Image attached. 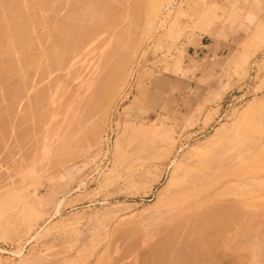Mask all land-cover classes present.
<instances>
[{"label": "rangeland", "instance_id": "1", "mask_svg": "<svg viewBox=\"0 0 264 264\" xmlns=\"http://www.w3.org/2000/svg\"><path fill=\"white\" fill-rule=\"evenodd\" d=\"M59 1L62 5L60 8L58 3L59 14H53L57 10L56 2L44 10L47 21L52 18L51 22L56 21L57 25L75 8H82L87 0ZM68 1L74 3L68 5ZM124 1L121 2L124 7L117 4L114 13L108 16L109 25L106 22L99 25V29L95 28L91 35L93 38L89 35L77 51L65 58L60 69L59 66L54 68L55 65L48 67L46 54L40 55L39 61L43 56V63L40 61L37 67L43 68L41 64L46 62L44 67H48L49 72L45 71L48 77L42 74L45 80L41 79L38 84L42 75L37 73L39 68L32 67L34 69L29 75L33 76H28L29 82L26 80L27 84H23L27 90L25 94L32 93L16 98V103L19 102L17 107L15 102L11 104L15 103L14 107H10L11 99L0 101L3 109L9 106L12 112L15 110V114L9 111L11 116L20 115L21 120L30 113L26 112L29 106L34 111L33 103L41 101L42 97L36 101L33 93L39 90L43 93L44 89L46 95L40 103L44 104H39L41 108L37 105L41 115L35 111L39 119L38 116L34 119V114L31 116L36 123L33 124L31 118L32 122L28 123L27 116L23 117L26 123L21 121L28 125L22 126V130L25 127L22 134L21 129L14 130L19 123L22 125L21 122L15 124L18 118L10 116L14 120L9 121L14 135L8 123L5 125L8 131L3 132L7 133L6 137L1 136L6 143L2 140L3 148L0 149V264H146L148 256L152 254L150 257H153V252L158 249L163 252L162 243L164 240L167 242L173 225L179 224L178 221L168 224L176 217L168 213L159 199L172 189L169 181L175 164L183 162L182 159L195 151V147L196 151L210 149L219 144L215 145L217 141L224 140L225 143L233 142L230 144L232 150L228 144H224L228 149L223 147L227 152L231 150L229 157L225 151H220L228 157L224 158L227 162L231 160L226 168L237 169L233 170L237 179L235 188L234 184L232 187L234 191L230 190V193L237 188L236 191L242 193L220 196L222 202L218 206L226 205V208L229 205L230 208L229 199L232 198L234 206L237 204L239 208H235L236 214H240L239 220L247 221L239 224L235 232L227 233L232 239H227L228 248L221 245L210 255L207 253L204 263L264 264V250L261 252L264 248V235H261L264 234V167L256 169L260 163L264 166V157L256 155L255 164L251 165V158L258 154L254 151L261 152L264 146V0ZM41 13L45 14L43 10ZM60 14L61 17L66 16L65 19L58 17ZM52 23L54 27L50 29H55ZM41 30L43 27L38 25L35 33ZM45 37L49 39L42 40L43 49L49 48L53 38ZM116 38L123 39L120 43L124 46L119 44L115 47ZM41 46L39 43L34 47L41 50ZM38 74L37 81L35 76ZM101 78H107L104 84ZM48 79L52 80L51 83ZM19 93L21 96L22 91ZM25 98L30 99L27 102ZM24 99L26 102H22ZM22 103L26 105L21 106ZM23 110L25 115H21ZM236 132L242 134L241 137ZM228 136L232 139L227 140ZM242 151L247 152H244L245 160L239 158ZM240 159L242 163H238ZM246 166L259 173H252ZM238 176L243 178L239 180ZM247 179L252 180L246 184ZM253 181L257 183L254 185ZM255 186H259V190H254ZM248 187L254 191L249 192ZM249 198L250 201H246ZM191 220L185 221L184 218V223L190 225ZM246 223L250 228L256 223L259 225L250 229L248 225L245 227ZM244 228L250 229V233H243ZM172 230L177 231L174 227ZM181 230L179 228L178 231L184 232L183 237L171 232L175 239H169L163 252H168L169 256L166 254L167 257L164 255L162 259V254V257L155 258L157 261L161 258V262L166 258L167 261L160 264H173L170 263L172 253L177 255L179 246L189 253L191 245L195 253L187 255L192 253L191 257L196 262L194 256L198 254L200 243L186 240L184 236L189 230ZM253 230L256 236H253ZM242 233L245 237L251 235L250 242L249 238L241 237L244 236ZM237 235L243 238L237 239L247 241L239 240L247 247L237 243L239 241L234 238ZM252 236L254 241H251ZM231 243L238 244L235 250ZM249 246L253 250H248ZM256 247L259 251H254ZM153 248L158 249L153 251ZM182 248L179 251L183 253ZM200 250L203 251L202 248ZM182 253L178 252L179 256ZM187 255L184 253L185 257ZM255 256L258 257L257 262L254 261ZM143 257L148 258L143 260ZM156 260L151 261L158 264Z\"/></svg>", "mask_w": 264, "mask_h": 264}, {"label": "bare ground", "instance_id": "2", "mask_svg": "<svg viewBox=\"0 0 264 264\" xmlns=\"http://www.w3.org/2000/svg\"><path fill=\"white\" fill-rule=\"evenodd\" d=\"M73 1H76V0H73ZM84 1V0H83ZM120 1V3H118ZM152 1H154V0H152ZM56 2V3H55ZM122 0H87V1H85V5H84V2H83V7L82 6H80V7H82V8H79V10H76L77 8H75V10H73L72 12H71V14H69L68 12H66V13H68L69 15V18H68V16L66 17V16H64V17H66V19L64 18V17H61L62 15L60 14V16H58V17H61V18H64L65 20H63L62 19V22H58V25H57V23H55V22H53L54 24H55V29H52L54 26L53 25H51V21H53L52 20V18L50 19V21H47V18H46V12L44 11L46 8L48 9L49 8V6H52V5H54V3H55V9H57L56 10V12L58 11L59 12V10H58V8L60 7H57L58 6V3L61 5V3H60V1L59 0H0V101L1 100H5V102L7 101V100H9V99H11L12 101H10V107L11 106H13L14 107V104L16 103V98H18V97H24L25 95H27V94H25V93H27V90H25L24 88H23V86L24 85H26L27 83H26V80L29 78L28 76H31V75H29V72H30V70L31 69H34V68H32V67H36V68H39V67H37V65L39 66L40 64H38L40 61L43 63V60H42V58H44L43 56L41 57V60L39 61V58H40V55H42V54H46V56H45V60L48 62V67H50V68H53L54 67V65H55V67L54 68H56V66H59V69H60V64L62 65V64H64L63 63V61L65 60V58H67L68 59V57H69V54L72 52L73 53V51L75 50V51H77V48L78 47H80V45H81V43L85 40V39H87L88 38V36L90 35H92L93 36V34L94 33H92L93 32V30L96 28V30H97V28L99 29V25H103V24H105L107 21H109L107 18H108V16L110 15V13L112 12V13H114L113 12V9L115 8V7H117L118 5L117 4H119V6L121 7L122 6ZM123 2L125 3V1L123 0ZM70 3H74V2H69L68 1V5H70ZM78 3V2H77ZM123 3V4H124ZM152 3V2H151ZM121 4V5H120ZM133 4V3H132ZM67 5V6H68ZM73 5H76V3L75 4H73ZM54 6H53V8H54ZM64 7H66V5L64 6ZM68 7H70V6H68ZM75 7V6H74ZM122 7H124V6H122ZM27 8H28V10H27ZM53 8L51 9V10H53ZM60 8H62V5H61V7ZM59 8V9H60ZM67 8V7H66ZM137 8V7H136ZM47 9H46V11H47ZM54 9V10H55ZM29 10H31V11H29ZM42 10H43V12L45 13V14H42L41 12H42ZM53 10V11H54ZM65 10V9H64ZM128 10V9H127ZM133 10V9H132ZM140 10V9H139ZM53 11H52V13H53ZM135 11H137L136 9H135ZM55 12V13H56ZM53 13L54 15H57V14H59V13ZM48 13H50V14H52L51 12H48ZM48 13H47V15H48ZM135 13V12H134ZM130 14V13H129ZM67 15V14H66ZM111 16H113V15H111ZM52 17H53V15H52ZM55 17V16H54ZM110 17V16H109ZM49 18V17H48ZM135 18V17H134ZM58 20H61L60 18L58 19ZM133 21V20H132ZM137 21V20H136ZM135 21V22H136ZM49 22H51V23H49ZM52 23V24H53ZM110 23V22H109ZM112 23V22H111ZM50 24V25H49ZM42 26L43 27V30H41L39 33H35V28H36V26ZM96 25H98V27L96 26ZM106 25H109L108 24V22H107V24ZM51 26H53L51 29H50V27ZM101 27H103V26H101ZM107 28H108V26H107ZM106 28V29H107ZM53 30V31H52ZM105 30V29H104ZM103 30V31H104ZM94 32H96V31H94ZM123 33V32H122ZM121 33V34H122ZM96 34V33H95ZM121 34H119V35H121ZM45 36H50V38L51 37H53V38H51V45H48V47L49 48H47V49H43L42 47L43 46H41V43L43 44V42H45V39H47L48 37H45ZM91 36V37H92ZM116 37H118L117 35H116ZM120 37V36H119ZM118 37V38H119ZM93 38V37H92ZM44 39V41L42 42V40ZM49 39V38H48ZM115 39V38H114ZM117 39V38H116ZM120 39V38H119ZM118 40V39H117ZM122 40L123 39H121V41L120 40H118L117 41V43H116V41H115V47H117L116 45H118L119 46V44H121L120 42H122ZM48 41H46V43H47ZM124 42V41H123ZM39 43H40V46H41V48L43 49H41L40 50V48H37V50H36V47H34L36 44H38L39 45ZM84 43V42H83ZM82 43V44H83ZM125 43V42H124ZM47 44H50L49 42L47 43ZM47 44L45 45V48H46V46H47ZM122 46H124V44L122 43L121 44ZM120 45V46H121ZM121 46V47H122ZM39 47V46H38ZM81 50V49H80ZM74 51V52H75ZM71 56V55H70ZM66 59V60H67ZM49 60H50V62H49ZM68 61V60H67ZM44 63V64H45ZM44 64H41L42 65V67L43 68H39L38 70L39 71H37V73L39 72V74H43V75H45V77L47 76V74H45V71H47L48 69V67H44ZM49 64H50V66H49ZM52 64V65H51ZM121 64H123V63H121ZM35 65V66H34ZM53 66V67H52ZM64 67H65V65H63ZM74 66V65H73ZM58 68V67H57ZM41 69H43V70H41ZM45 69V70H44ZM58 69V70H59ZM63 69V68H62ZM61 69V70H62ZM35 71V70H34ZM40 71H42V72H40ZM55 71V70H54ZM47 72H49V70L47 71ZM56 72H58V71H56ZM73 72V71H72ZM31 73H33V72H31ZM30 73V74H31ZM36 75L35 77H37V78H35V79H37V81H38V77H40V75ZM68 74V73H67ZM73 74V73H72ZM43 75L41 76V77H43ZM33 76V75H32ZM31 76V77H32ZM52 76H54V75H52ZM70 76V75H69ZM30 77V78H31ZM40 77V79H39V83L38 84H40V80L41 79H44L45 77H43V78H41ZM48 77V76H47ZM76 77V76H75ZM77 78V77H76ZM52 79V78H51ZM104 79L105 78H103V80H102V78L100 79V80H102L101 81V83L104 81ZM107 79V78H106ZM105 79V80H106ZM28 80H30V79H28ZM27 80V81H28ZM45 80V79H44ZM47 81H49V79L47 80ZM50 81H52V80H50ZM49 81V82H50ZM29 82V81H28ZM30 82H32V79H31V81ZM34 82V81H33ZM42 82H43V80H42ZM45 82V81H44ZM105 82V81H104ZM104 82H103V84H104ZM24 83H26V84H24ZM51 83V82H50ZM98 83H99V81H98ZM24 84V85H23ZM28 85H30V83L28 84ZM36 85V84H35ZM50 85V84H49ZM100 86H102V84H100ZM104 86V85H103ZM36 87V86H35ZM34 87V88H35ZM38 87V86H37ZM42 87V86H41ZM22 88V89H21ZM27 88H29L28 86H27ZM44 88V87H43ZM46 88H47V86H46ZM101 88V87H100ZM23 89H24V91H26V92H24L23 91ZM33 89V88H32ZM36 89V88H35ZM34 89V90H35ZM38 89H39V87H38ZM48 89V88H47ZM29 90V89H28ZM20 91H22V93H24V94H22L21 93V96H20ZM30 91H33V90H30ZM38 91V90H37ZM43 91V93L42 92H40V90L38 91V92H40L39 93V95L35 92V93H33L36 97H37V99H36V101L38 100V98H40V97H42L41 98V101H42V99H44V97L46 96L45 94H44V89L42 90ZM49 91V90H48ZM32 92H30V94H31ZM47 93V92H46ZM19 94V95H18ZM30 94H29V92H28V95L27 96H30ZM40 94H42V95H40ZM22 95H24V96H22ZM47 95H48V93H47ZM34 97V96H33ZM33 97H31V98H33ZM14 99V100H13ZM26 99V98H25ZM25 99H24V101H22V102H28V99H30V98H27L26 99V101H25ZM21 100H23V99H21ZM32 100V99H31ZM40 100V99H39ZM19 101V100H18ZM41 101H38V102H36V104H34L33 103V107H35V108H33L34 109V111L32 110H30V106H29V110L27 109L26 110V112L28 111V112H30L29 114H27V115H25V113H24V111L25 110H23V113H21V115H25V116H27V117H25V116H23V117H25V118H27L26 119V121L29 123H31L32 121H33V124L34 123H36V122H34V119H36L37 118V116L38 115H36V114H38V113H36V112H39V111H37V109L38 110H40V105H43V104H40L41 103ZM45 101V100H44ZM13 102H15L13 105H11ZM43 102V101H42ZM46 103V102H45ZM6 104V103H5ZM8 104V105H9ZM17 104H19V102L18 103H16V105H15V107H17L18 105ZM25 103H22L21 104V106L22 105H24ZM28 104V103H27ZM40 104V105H39ZM7 105V104H6ZM26 105V104H25ZM37 105H39V107L37 108ZM20 106V107H21ZM4 107V106H3ZM7 107V106H6ZM12 107V108H13ZM11 108V109H12ZM23 108H25V106L23 107ZM22 107H21V109H23ZM13 110V109H12ZM20 110V109H19ZM12 112L11 110H10V108H9V106H8V108H6V109H3L2 108V106H0V133H1V130H3V127H4V130L2 131V133L7 129H5V125L6 124H8L9 123V121H10V119H11V121L13 122L14 120H12V118L11 117H13L14 118V115L13 116H11V114L13 113V112H15V110H13V112L10 114V112ZM36 111V112H35ZM8 112H9V114H8ZM27 112V113H28ZM19 113V112H18ZM43 113V112H42ZM8 114V118H6V116L5 115H7ZM13 114H15V113H13ZM32 114H34V119L31 117V116H33ZM39 114H40V112H39ZM41 115V114H40ZM5 116V117H4ZM11 116V117H10ZM19 117H20V115H18ZM30 116V117H29ZM19 117H17V116H15V118L14 119H17L16 120V122H14L15 124L19 121V122H21V124L22 125H20V123L18 124L19 126H16L15 127V125H14V123H13V125H14V127H15V129L14 130H16V129H21V128H23L22 126H25V123H26V121H25V118H24V120H22L23 119V117H21V120L22 121H24V122H22L20 119H19ZM41 117V116H40ZM32 119V121H31V119ZM9 119V120H8ZM37 119H39V116H38V118ZM7 121L8 120V122H4V121ZM35 121H40V120H35ZM4 122V123H3ZM12 122H10L9 123V130H11L12 128H11V126H12ZM24 123V124H23ZM237 124V123H236ZM3 125V126H2ZM11 125V126H10ZM28 125V124H27ZM26 125V126H27ZM25 126V127H26ZM32 126V125H31ZM18 127V128H17ZM20 127V128H19ZM25 127H24V129L23 130H25ZM29 127V126H28ZM233 127V126H232ZM239 127V126H238ZM237 127V128H238ZM241 127V126H240ZM236 128V129H237ZM243 128V127H242ZM30 129V128H29ZM247 129V128H246ZM22 129H21V133L23 134L25 131H23ZM225 130V129H224ZM224 130H222V133H223V131ZM228 130V129H227ZM244 130V129H243ZM248 130V129H247ZM246 130V131H247ZM6 131H8V129L6 130ZM28 131V130H27ZM229 131V130H228ZM245 131V132H246ZM10 132H14V131H10ZM225 132V131H224ZM230 132V131H229ZM234 132H235V130H234ZM233 132V133H234ZM245 132H243V133H245ZM249 132V131H248ZM1 133V134H2ZM20 133V134H21ZM219 133V132H218ZM220 133H221V130H220ZM226 133V132H225ZM236 133H238L239 134V132H236ZM240 133H241V131H240ZM247 133V132H246ZM0 134V137L2 136V137H6L5 136V134H7V133H3V135H1ZM8 134H9V132H8ZM19 134V133H18ZM21 134V135H22ZM227 135H228V133H226ZM225 134V135H226ZM238 134H236V135H238ZM248 134V133H247ZM251 134V133H250ZM12 135H14V133L12 134ZM16 135V134H15ZM222 135V134H221ZM240 135V134H239ZM242 135V134H241ZM241 135L239 136V137H241ZM218 136H220V135H218ZM248 136V135H247ZM247 136H243V137H247ZM0 138L1 140H0V143H1V145H0V149L1 148H3V147H1V146H3V141L2 140H4V142L6 143V140L4 139V138ZM18 137H20V135L19 136H17V138ZM221 137V136H220ZM223 137V136H222ZM226 137V136H225ZM238 137V136H237ZM9 138V137H8ZM218 139H219V137H217ZM216 138V139H217ZM224 138V137H223ZM228 138V139H227ZM226 139L227 140H231L232 139V137H230L231 139H229V136L227 137ZM235 138V137H234ZM8 140V139H7ZM11 140V139H10ZM213 140H214V138H213ZM223 140V139H222ZM2 141V142H1ZM212 141V140H211ZM225 141V140H224ZM216 142L215 143V145L217 144V143H219L216 147L215 146H211V148L209 149V147H207L206 149H203V150H198V151H196V147L194 148L195 149V151L193 150V151H191L192 153H190L189 152V156L187 155V158L185 159H182V160H184L183 162L181 161V162H179V161H177V162H179V163H176L175 164V167H174V171H173V175H171V180L169 181L170 182V186H172V189L171 190H169V193H167V194H164L163 196H162V198H159L160 199V204L168 211V213H171L174 217H176V219L174 220V218L172 219L173 221H172V223H171V221H170V223H168V224H174V223H177V221L179 222V224L177 223V224H175L176 225V227H175V225H173V227H174V229H176L177 231L179 230V228H180V230H181V228H182V230L181 231H185V229H187V230H189L188 231V233L187 234H185L186 236H184V237H187V239L186 240H188V239H191V241L193 240V241H195V242H197L198 244L200 243V248L199 247H195V248H199V251H197V253L198 254H194L195 256L194 257H196L197 259H196V262L195 261H193V259H192V257H193V252H194V247H192L193 245H191V246H189V248L188 247H186V248H188L189 249V253L190 252H192L191 253V255H192V257H191V255H187V254H189V253H187L186 251H184V250H186V249H183L182 248V246H179L178 247V249L176 250L177 251V255H178V257H177V255L175 254V252L174 253H172L174 256H175V258L176 259H172V258H174L173 257V255L170 257L171 258V261L170 260H168V261H170V263L172 262L173 264H175L176 263V261H178V260H181V261H178L180 264H205L206 263V261H205V255H207V253H208V255H210L209 253L210 252H212L213 253V250L214 249H216L217 247H219V246H223L224 247V245H225V248L227 247H229V245H228V240L230 239V238H228V236H227V233L228 232H230V231H232V233L233 232H235L234 230H236L237 229V227L239 226V224H243L244 222H246L247 221V219H245V220H243L242 222H241V220H239L240 219V217H238V214L239 213H237L236 214V212H237V210L236 209H239V208H237L236 207V205L234 206V201H233V199L231 198V199H229V201H230V203H228V204H230L231 206H230V208L227 206L226 208H225V206H224V208H222L221 206L219 207L218 206V203L220 204L222 201H220L221 200V198H220V196H222V195H224L225 196V194L226 195H230L231 193V191L230 190H232V192L234 191L233 189H232V187H233V184L236 182L235 181V179H237L236 177H237V175H236V171L234 172L235 173V175H234V173H233V170H237L236 169V167H235V169H229V168H226V165H227V163L228 162H230L231 160L229 159V161L227 162V159L225 160L224 158H226L225 157V155H222V153L224 154V152H220L221 150H223V151H225V153H227L228 154V157H229V155H231V154H229V152H231V145L230 144H233V142L231 143L230 141V143H228V141H226L227 143H225V142ZM235 141V140H234ZM246 141H248V140H246ZM8 142H10V141H8ZM7 142V143H8ZM213 142V141H212ZM237 142V141H236ZM236 142H234V143H236ZM249 142V141H248ZM247 142V143H248ZM207 143V142H206ZM209 143V142H208ZM211 143V142H210ZM209 143V144H210ZM10 144V143H9ZM208 144V145H209ZM214 144V143H213ZM223 144V146H221V145ZM224 144H228V146H230V151L229 152H227L226 151V149H228V148H226V145H224ZM240 144V143H239ZM243 144V143H242ZM241 144V145H242ZM5 145V144H4ZM198 145V144H197ZM207 145V146H208ZM212 145V144H211ZM244 145V144H243ZM263 145V144H262ZM261 145V146H262ZM7 146V145H6ZM6 146H5V148H6ZM201 145H199L198 146V148L200 147ZM220 146L222 147V149L220 148ZM227 146V147H228ZM261 146H259V147H261ZM11 147V146H10ZM9 147V148H10ZM203 147H205L204 145H203ZM223 147H225V148H223ZM264 147V146H263ZM263 147H261L260 149H261V152H259L258 150L257 151H254V153H257L258 152V154H252V156L254 155L255 157H253V158H251V153H250V156H249V154H248V156L251 158V160H252V162H251V165H252V163H254L253 161H254V159L257 157L256 155H262V158L264 157L263 155H264V148ZM8 148V150H11V149H9ZM233 148V147H232ZM201 149H202V147H201ZM225 149V150H224ZM238 149V148H237ZM243 149H244V147H243ZM234 150V149H233ZM6 151H7V149H6ZM189 151V150H188ZM241 152V151H240ZM243 152V151H242ZM246 154H247V152L246 151H244ZM244 152H243V155H242V153L240 154L239 152V156H238V154L236 155V156H238L239 158H241V159H246V158H244L243 156H246V155H244ZM3 153H5V150L2 152V154ZM7 153V152H6ZM10 153V152H9ZM188 153V152H187ZM253 153V152H252ZM261 153V154H260ZM3 156V155H2ZM4 156H6V154H4ZM224 156V157H223ZM236 156H235V158H236ZM242 156V157H241ZM1 157V156H0ZM227 157V158H228ZM237 157V158H238ZM261 157V156H260ZM260 157H258V158H260ZM231 158V157H230ZM238 158V159H239ZM250 158H248V159H250ZM257 158V159H258ZM231 159H233L234 160V158H231ZM240 159V160H241ZM248 159H247V161H248ZM256 159V160H257ZM261 159V158H260ZM250 160V161H251ZM255 160V161H256ZM261 160H263V159H261ZM242 161L243 160H241V161H239L238 163H242ZM250 161H249V163H250ZM225 162H226V164H225ZM262 162V161H261ZM245 163V162H244ZM247 163V162H246ZM245 163V164H246ZM248 163V165L250 166V164ZM260 163V162H259ZM263 163H264V161H263ZM245 164H243V166L245 165ZM255 164V163H254ZM262 163H260V165H257L258 167L256 168V169H258L259 167L262 169L264 166H262L261 165ZM241 165V164H240ZM234 166V165H233ZM232 166V167H233ZM256 166V165H255ZM262 166V167H261ZM241 167V166H240ZM248 169H250V167H248V166H246ZM231 168V167H230ZM245 168V167H244ZM246 168V169H247ZM252 168H253V166H252ZM229 169V170H228ZM245 169V170H246ZM244 170V171H245ZM252 170H254V171H251V169H250V171L252 172V173H254L256 170H255V168L254 169H252ZM259 170V169H258ZM242 171V170H241ZM244 171H243V176H245L244 175ZM261 171V170H260ZM239 172V171H238ZM246 172V171H245ZM249 172V171H248ZM262 172V171H261ZM240 173V172H239ZM239 173H237V174H239ZM255 173H259V171L258 172H255ZM247 174V173H246ZM249 174H251V173H249ZM240 175V174H239ZM252 175V174H251ZM254 175V174H253ZM242 177V176H241ZM241 177L239 178V176H238V178H239V180L241 179ZM243 178V177H242ZM250 178V177H249ZM255 179V178H254ZM257 179V178H256ZM255 179V180H256ZM245 180H246V178H245ZM250 180V179H249ZM248 179H247V182H246V184L248 183V181H249ZM252 180V179H251ZM250 180V181H251ZM254 180V181H255ZM259 180H260V178H259ZM253 181V182H254ZM263 181V180H262ZM262 181H260V184L259 185H261L262 184ZM240 182V181H239ZM239 182H237V183H239ZM242 182V181H241ZM240 182V183H241ZM244 182V181H243ZM264 182V181H263ZM237 183H236V185H237ZM252 183V182H251ZM257 183V182H256ZM255 182L253 183L254 185L256 184ZM243 184V183H242ZM245 184V183H244ZM249 184H250V182H249ZM240 185V184H239ZM258 185V184H257ZM241 186V185H240ZM243 186V185H242ZM237 187H239V186H237ZM247 187V186H246ZM253 187V186H252ZM258 187L259 186H255V188H254V190L255 189H258ZM261 188H262V185L260 186ZM234 188H235V184H234ZM249 188V187H248ZM248 188H246V189H248ZM260 188V189H261ZM170 189V188H169ZM238 189V188H237ZM237 189H235V192L234 193H232L231 195H234L235 193V196H238V194H240V193H242L241 191L238 193L236 190ZM240 189V188H239ZM243 189L245 190V187H243ZM242 189V190H243ZM243 190V191H244ZM250 190H253L252 188H249V192H250ZM253 190V191H254ZM259 190V189H258ZM262 190V189H261ZM239 191V190H238ZM245 191H247V190H245ZM244 191V192H245ZM252 191V192H253ZM252 192L250 193L251 195H252ZM238 193V194H237ZM247 193V192H246ZM255 193V192H254ZM253 193V194H254ZM244 194V193H243ZM249 194V195H250ZM245 195V194H244ZM264 195V194H263ZM224 196H222V197H224ZM241 196V195H240ZM245 196H247V195H245ZM260 196H262V195H260ZM242 197H244L243 195H242ZM259 197V196H258ZM263 197V196H262ZM251 198H253V197H251ZM251 198H249L248 200L246 199V201H250V199ZM256 198V197H255ZM258 199V198H257ZM159 202V201H158ZM237 201H235V203H236ZM238 204H239V202H237ZM222 204H224V203H222ZM240 204H242V203H240ZM245 204V203H244ZM249 205V204H248ZM220 208H218V207ZM240 206V205H239ZM247 206V205H246ZM240 207H243V205L242 206H240ZM249 207V206H248ZM253 207V206H252ZM256 206H254V208H255ZM222 208V209H221ZM228 208V209H227ZM236 208V209H235ZM247 208V207H246ZM257 209V208H256ZM250 210V209H249ZM240 211V210H239ZM250 213V212H249ZM251 213H252V211H251ZM257 215V214H256ZM239 216H240V214H239ZM178 217V218H177ZM249 217L251 218V216L249 215ZM180 218V219H179ZM181 218H182V221H180L181 220ZM184 218H185V221H187V219L189 218V221H190V219H192L191 220V222H189L190 223V225L188 224V222H187V225H189V228H188V226L184 223L185 221H184ZM250 218H249V220H250ZM167 220V219H166ZM253 220H255V217H254V219ZM174 222V223H173ZM181 222L182 223H184V225L185 226H187V228H184V225L183 224H181ZM239 222V223H238ZM251 223H252V221H251ZM182 225V227H181V225ZM253 224H254V221H253ZM252 224V225H253ZM179 225V226H178ZM245 225V227H248L250 224H248V223H246V224H244ZM246 225H248V226H246ZM256 225H259V223H256L255 224V226ZM262 225V224H261ZM254 226V225H253ZM252 226V227H253ZM254 226V228H256ZM168 227V226H167ZM173 227H172V229H173ZM179 227V228H178ZM251 227V228H252ZM261 227V226H260ZM170 228V227H169ZM241 228V227H240ZM249 228H250V226H249ZM250 228V229H251ZM254 228H252V229H254ZM258 228V227H257ZM264 228V227H263ZM172 229H170L171 230V232H173V230ZM250 229H249V231H250ZM187 230H186V232H187ZM239 230V229H238ZM242 230V229H241ZM259 230V229H258ZM262 230V229H261ZM175 231V230H174ZM177 231H175V232H173L174 234L176 233V235H177V233H178V235H177V237H181L180 235H182L183 233L181 232H177ZM244 231H248V230H245V228H244V230H242V232L244 233ZM248 231V232H249ZM252 231V230H251ZM262 231H264V229L262 230ZM170 232V231H169ZM170 232V235L172 236V234L173 233H171ZM185 232V233H186ZM248 232H246V234H248ZM260 232V231H259ZM242 233V235H244ZM250 233V232H249ZM252 233H254L253 234V236L255 235L256 236V234H255V230H253V232ZM251 233V234H252ZM264 233V232H263ZM239 235L241 234V232L239 231V233H238ZM167 235V234H166ZM166 235H164V236H166ZM170 235H168V239H166L167 240V242L169 241V239L171 240L172 238H174L175 239V237L174 236H172L171 238H170ZM184 235V234H183ZM183 235H182V237H183ZM228 235H229V233H228ZM235 235H236V233H235ZM239 235H237V237L236 236H234V238H241V237H245V235L244 236H241V237H238ZM261 235H264V234H261ZM248 236V235H247ZM246 236V237H247ZM251 235H249V237H247V240H248V238H249V242H250V237ZM253 236H252V239H251V241H254L253 240ZM258 236V235H257ZM230 237H232V236H230ZM246 237H245V239H246ZM262 237V236H261ZM261 237H260V235H259V239H261ZM233 238V239H234ZM257 238V237H256ZM162 239H163V237H162ZM161 239V240H162ZM164 239H165V237H164ZM163 239V240H164ZM185 239V238H184ZM228 239V240H227ZM235 239V241H242L241 239H243V238H241V239H237L236 240ZM244 239V240H245ZM264 239V238H263ZM185 240V241H186ZM230 240H232V239H230ZM243 240V241H244ZM156 241V240H155ZM172 241V240H171ZM235 241L233 240V242L235 243ZM237 242V243H239V244H241V246H243L244 247V245L245 244H243L242 245V242ZM159 242H160V239H159ZM166 242V243H167ZM187 242V241H186ZM195 242H193V243H195ZM245 242V241H244ZM243 242V243H244ZM247 242V241H246ZM245 242V243H246ZM249 242L247 243V244H249ZM261 242V241H260ZM157 243V242H156ZM164 243V244H163ZM162 243V248L160 247V245L158 246V247H160V249H162L163 250V252H165V248L167 247H164L165 246V240H164V242ZM169 243V242H168ZM192 243V244H193ZM232 244L231 243V247H233L232 249H234L235 250V246H236V248H237V245L238 244ZM264 243V242H263ZM159 244V243H158ZM184 244H185V242H184ZM198 244H196L195 243V245H198ZM252 245H255V242H254V244H253V242L251 243ZM250 244V245H251ZM259 244H261V243H259ZM150 245H152V243L150 244ZM262 245V244H261ZM148 246V245H147ZM157 246V245H156ZM170 246V245H169ZM241 246L240 247H238V249L240 248L241 249ZM248 246V245H247ZM246 245H245V247H247ZM255 246H257V244L255 245ZM151 247V246H150ZM182 248L183 250V253L181 252V251H179V248ZM183 247H184V245H183ZM184 247V248H185ZM190 247H192V248H190ZM242 247V248H243ZM249 247H251L250 249H249ZM248 247V250H253V247L252 246H249ZM264 247V246H263ZM203 249V251L202 250H200V249ZM224 248V249H225ZM257 248V249H256ZM255 248V250L254 251H259V248L258 247H256ZM261 248V247H260ZM158 248H156V250H157ZM187 249V250H188ZM237 249V250H238ZM244 249V248H243ZM155 250V248H153V251H156ZM167 250L169 251V248H167ZM198 250V249H197ZM219 250H221L220 248H219ZM230 250V249H229ZM263 250H264V248H262V251L261 252H263ZM147 251V250H146ZM171 251V250H170ZM174 251V250H173ZM216 251V250H215ZM218 251V250H217ZM253 251V252H254ZM143 252H144V250H143ZM161 250H159L158 249V251L157 252H153V257H150L151 255H149L148 256V254H146L145 256H148L149 257V259H148V261L150 262L152 259H153V261L154 260H156V259H158V257H160L162 254H163V252H161ZM178 252L179 253H182L181 255L182 256H179L180 254H178ZM202 252H204V254L202 253ZM253 252H251V255H252V253ZM260 252V253H261ZM142 253V252H141ZM140 253V254H141ZM149 253V252H148ZM159 254V255H157V254ZM168 253V252H167ZM166 253V254H167ZM184 253L187 255L186 257L184 256ZM195 253V252H194ZM218 253V252H217ZM249 253H250V251H249ZM156 254V255H155ZM166 254H163V258L162 259H164V255L166 256ZM256 254H257V252H256ZM255 254V255H256ZM258 254H259V252H258ZM262 254V253H261ZM264 254V253H263ZM262 254V255H263ZM142 255V254H141ZM140 255V256H141ZM168 255V254H167ZM212 255V254H211ZM253 255H254V253H253ZM155 256V257H154ZM169 256V255H168ZM185 257L184 259L183 258H181V257ZM215 256H218V254L216 255L215 254ZM246 256V255H245ZM257 256H259V257H261L260 255H257ZM257 256H255V260H254V257H253V260L254 261H258V259L256 260V257ZM148 257H146V258H148ZM162 257V256H161ZM167 257V256H166ZM207 257V256H206ZM212 257H214V256H212ZM250 257V256H249ZM146 258H142L143 260H145ZM150 258H151V260H150ZM156 258V259H155ZM169 258V257H168ZM177 258H179V259H177ZM207 258H209V257H207ZM216 258V257H215ZM258 258V257H257ZM160 259L161 258H159V261H157L158 262V264H160V263H162V262H164L165 260H166V258H165V260L163 261L162 260V262L160 261ZM210 259H213V258H211L210 257ZM250 259V258H249ZM195 260V259H194ZM252 260V261H253ZM153 261H151V262H153ZM167 261V260H166ZM174 261V262H173ZM142 262V261H141ZM145 262V261H144ZM149 262H147L146 261V264L148 263L149 264ZM150 262V263H151ZM156 262V263H157ZM177 262V263H178ZM205 262V263H204ZM211 262V261H210ZM213 262V261H212ZM143 263V262H142ZM154 264H155V262H153ZM176 263V264H177ZM216 263V262H215ZM220 263V262H219ZM218 263V264H219ZM252 263V262H251ZM152 264V263H151Z\"/></svg>", "mask_w": 264, "mask_h": 264}]
</instances>
